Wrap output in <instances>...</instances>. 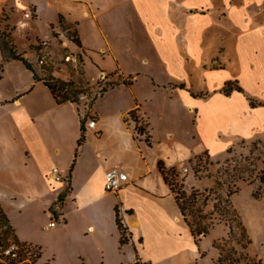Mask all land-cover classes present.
<instances>
[{"label":"crops","instance_id":"1","mask_svg":"<svg viewBox=\"0 0 264 264\" xmlns=\"http://www.w3.org/2000/svg\"><path fill=\"white\" fill-rule=\"evenodd\" d=\"M112 1L0 0V34L7 31L16 55L0 37L1 207L14 239L40 248L37 264H209L211 253L199 246L209 234L193 235L159 163L175 170L176 183L189 160L227 151L222 137L264 135V105L222 91L236 81L264 99V0ZM68 29L90 85L106 74L116 82L88 109L59 102L37 63L58 38L69 40ZM181 129L199 150L189 145L173 156L164 148ZM54 167L63 181L52 177ZM115 167L128 182L110 193L105 173ZM37 211L50 217L40 229Z\"/></svg>","mask_w":264,"mask_h":264},{"label":"rangeland","instance_id":"2","mask_svg":"<svg viewBox=\"0 0 264 264\" xmlns=\"http://www.w3.org/2000/svg\"><path fill=\"white\" fill-rule=\"evenodd\" d=\"M95 2L105 5L104 0H95ZM23 6L25 4L21 7ZM29 9L33 12L34 5H30ZM262 9L264 10V4ZM25 12H29L28 9ZM62 25L63 30L71 28L65 23ZM73 27L75 28L76 24H73ZM64 34L69 40L63 36L58 38L57 46L43 65L42 76L51 75L74 82L79 92L75 102H78L80 107L88 109L99 93H103L115 81L109 79V75L106 74L101 76L97 84L90 85L80 55L77 64L62 65L61 55L74 53L77 49L73 42L76 41L77 34L71 29ZM54 35L58 37L61 32ZM0 37L11 41L7 31L0 34ZM237 85L241 87V83L237 82ZM240 92L245 94L249 103L250 99L264 102L260 97H253L249 90L242 88ZM198 94L207 95L204 92ZM88 117L89 115L83 122H86ZM141 127L143 128V124ZM179 132L180 138H177L173 146L165 147L164 151L174 156L183 151L185 146L190 145L193 152H197L199 149L197 150L192 142L181 135L182 129ZM146 139L149 141V138ZM221 141L230 144L227 151L218 152L216 158L211 157L207 152H202L184 164L188 172L183 173L182 170L176 172L177 176L173 179H177L176 183L182 189L185 187L188 189L186 193L190 194L193 190H197L203 195L198 205L202 209L200 215L203 216L197 217L198 214L193 215L188 211L187 215L195 226L197 223L212 224L209 235L199 242L201 250L208 251L211 255L216 252L212 259L209 254L207 258L209 264H264V135L245 139L239 134H233L222 137ZM36 213H34L35 226L40 229L46 219L50 221V217H42L39 211ZM214 243L217 248L214 247Z\"/></svg>","mask_w":264,"mask_h":264},{"label":"trees","instance_id":"3","mask_svg":"<svg viewBox=\"0 0 264 264\" xmlns=\"http://www.w3.org/2000/svg\"><path fill=\"white\" fill-rule=\"evenodd\" d=\"M1 47L5 50H8L12 57H16L15 52L13 51L12 47L9 45V43L5 39L1 41ZM22 61L26 65L27 68L32 70V65L26 59H22ZM44 82L46 83V85L49 87V89L55 95V97L57 98L59 102L76 101L75 98L79 95V92L77 91L76 87L74 86V82L72 81H65L63 79L55 78L50 75L48 77H44ZM222 91L225 94H231V92L233 91H239V92L242 91V88L237 85L236 81L235 82L229 81L226 83ZM250 105L251 107L255 108L257 106H263L264 102L258 101L256 99H250ZM136 129L139 133L144 132V129L141 126L137 125ZM159 166H160V170L162 171L165 177V180L167 181V183H169L171 189L176 194V201H177L179 210L181 214L183 215L185 222L189 225L193 235L197 238L200 236H206L209 233V230L212 227V224L202 225L201 223H197L195 226L193 222L188 219V215H187V211H188L193 215L198 214L197 217L203 216V215H200V213L202 212V209L198 207L199 203L201 202L200 199L203 196L202 193H200L197 190H193L190 194L186 193L178 185V183L171 182V176L175 175V170L166 169L162 163H159ZM215 208L219 209L218 206H215ZM115 211H116V222H117L119 231L121 233L120 242L122 245L128 244L129 239L125 237L123 233L125 231V226L122 222V218L119 213V206L115 207ZM128 212L130 213L131 211H128ZM0 231L6 236H10V235L13 236L12 226L10 225L9 219L1 207V204H0ZM214 247L217 248V245L215 243H214ZM131 264H144V263H142L140 259H137V261Z\"/></svg>","mask_w":264,"mask_h":264},{"label":"built area","instance_id":"4","mask_svg":"<svg viewBox=\"0 0 264 264\" xmlns=\"http://www.w3.org/2000/svg\"><path fill=\"white\" fill-rule=\"evenodd\" d=\"M29 13L25 16L29 17ZM49 41L45 40L44 45H49ZM61 64H77L78 56L75 53H68L66 55H61ZM38 65L43 66L46 64L45 57H39L37 60ZM100 95V93H99ZM90 127L96 126V121L91 119L89 121ZM183 173L188 172V168L182 170ZM52 177L56 181H63V177L59 173V169L54 167L52 169ZM128 182V176L126 173L120 171L117 167L107 171L105 173V189L110 193H117L126 183ZM121 216V212L119 209ZM122 222H123V217ZM57 221L52 220L47 227H54ZM124 224V222H123ZM125 226V224H124ZM46 228V227H44ZM125 237L131 240V234L128 228L125 226V231L123 232ZM41 253L40 248L37 245L29 242H21L14 239L12 235L5 236L0 231V264H37L39 255Z\"/></svg>","mask_w":264,"mask_h":264}]
</instances>
